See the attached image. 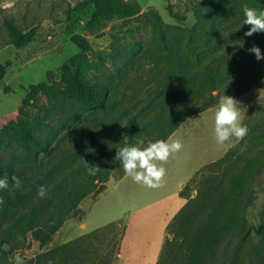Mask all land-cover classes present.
Masks as SVG:
<instances>
[{"label": "trees", "instance_id": "1", "mask_svg": "<svg viewBox=\"0 0 264 264\" xmlns=\"http://www.w3.org/2000/svg\"><path fill=\"white\" fill-rule=\"evenodd\" d=\"M243 5L262 9L264 0L197 1L192 8L195 22L189 28L165 27L156 12L150 13L152 48L132 43L124 53H118L121 68L107 80L89 79V43L78 33H68L77 52L59 66L60 85L40 83L30 87L31 92H42L51 106L59 104L56 123L47 125L44 119H28L18 113L0 126V175L8 176L9 182L7 189H0V264H15L8 253L23 247L28 234L40 246L45 245L78 212V204L87 194L104 190L114 165L122 164L118 155L122 147L165 139L188 117L215 106L220 95H240L264 81V58L256 60L248 51L255 44L264 54V32L244 35L250 25L243 23ZM85 9L89 11V29L116 17L141 13L137 2L125 0H85L80 10ZM6 30L10 44L16 48L28 45L34 36L32 30L21 31L10 21L6 22ZM146 58L151 62L149 70L155 87L145 107L127 117L130 99L119 98L118 80L121 73L140 66ZM8 65L0 64V79ZM148 110L153 114L145 122ZM90 114L92 132L89 123H81ZM243 124L248 128L246 135L204 167L210 174L203 177L195 196L181 206L167 226L168 233L175 225L185 232L188 224L196 223L192 236L184 240L187 245L181 264H205L221 233L249 226L245 212L251 197L243 191L246 180L264 166V149L252 157L246 154L253 142L264 138V115L252 123L246 119ZM88 132L90 137L84 140L83 150H76V139ZM91 141L92 156L87 153ZM12 175L20 178L19 187H12ZM41 183L46 190L38 195ZM186 188L184 185L179 191L180 196ZM252 229L264 239V220ZM119 239L120 233L110 254L103 258L104 264H114ZM172 240H165L167 247L161 260L167 261L175 245ZM80 243L67 242L25 261L99 264L102 258L98 251H88Z\"/></svg>", "mask_w": 264, "mask_h": 264}, {"label": "rangeland", "instance_id": "2", "mask_svg": "<svg viewBox=\"0 0 264 264\" xmlns=\"http://www.w3.org/2000/svg\"><path fill=\"white\" fill-rule=\"evenodd\" d=\"M84 1L0 0V64L9 63L0 79V126L18 113L28 119H44L47 125L56 123L59 104L51 106L42 92H31L30 87L40 83L55 87L60 85L59 66L77 52L69 41L70 31L80 34L89 43L86 54L91 64L89 79L107 80L115 77L121 68L118 53H124L132 43L140 42L142 48H152L154 32L150 13L156 12L165 27L189 28L195 22L193 5L197 1L208 0H125L137 2L141 13L130 18L116 17L92 29L86 27L88 9L80 10ZM7 21L21 31L32 30V41L21 48L10 44ZM143 62L129 72L121 73L118 80L119 98L130 99L127 117L145 107L155 87L149 70L151 62L148 58ZM230 96L240 102L241 123L246 119L252 123L264 115V81L240 95ZM132 100L134 104L131 105ZM214 113L215 106H212L188 117L173 131L167 142L171 144L179 139L182 147L170 153L166 161H156L163 164L165 173L155 187L133 180L123 173L122 164H115L104 182V190L87 194L79 202L78 212L67 219L45 245L40 246L28 234L25 245L9 251L8 258L14 262L13 256L18 253L29 261L44 250L79 240L80 247L88 251L97 250V255L102 258L99 264H104L103 258L110 254L115 245L113 241L120 233L114 264H181L187 245L184 240L192 236L196 223L188 224L185 232L177 225L171 228V233L167 232L168 224L182 206L180 198L185 203L194 197L200 189V181L210 174L204 167L217 161L239 142L229 132L225 140L217 143ZM152 114L153 111L148 110L144 121L149 120ZM86 122L92 132V114L81 123ZM261 126L264 130V124ZM90 132L76 139V150H83L84 140L90 137ZM144 146L146 143L138 147ZM261 149H264V138L253 142L246 155L252 157ZM87 153L92 156V141ZM84 159V155L81 156L80 160ZM131 171L142 172L143 169L137 167ZM181 183L184 184L180 190L184 185L187 188L180 196L178 188ZM243 194L251 197L245 212L249 226L245 230L221 233L211 253L205 257V264H264V239L255 235L252 229L264 220V166L259 173L246 180ZM83 223L88 234L79 228ZM172 237L175 245L169 251L167 261L161 260L167 247L164 242Z\"/></svg>", "mask_w": 264, "mask_h": 264}, {"label": "clouds", "instance_id": "3", "mask_svg": "<svg viewBox=\"0 0 264 264\" xmlns=\"http://www.w3.org/2000/svg\"><path fill=\"white\" fill-rule=\"evenodd\" d=\"M243 23L250 25L244 32L245 36H249L254 32H264V8L257 9L242 6ZM254 54L256 60L264 58L261 49L253 44L248 49ZM240 102L229 95H220L215 105L214 124L217 133L216 141L225 140L229 132L239 140L243 138L247 131V125L241 123V108L238 107ZM171 136V135H170ZM150 140L144 147L136 145L125 146L119 150L122 166L126 174L130 175L133 180L144 183L147 186L155 187L165 173L163 164H157L156 161H166L170 153L177 152L181 149L182 144L179 139L173 140L171 144L167 142L170 138ZM139 167L142 172L137 171L132 173V169ZM12 187H19L21 180L16 175L11 176ZM9 187L8 176L0 175V189ZM45 184L38 185L37 194L43 195L45 192ZM15 264H27L25 259L20 254L13 256Z\"/></svg>", "mask_w": 264, "mask_h": 264}, {"label": "crops", "instance_id": "4", "mask_svg": "<svg viewBox=\"0 0 264 264\" xmlns=\"http://www.w3.org/2000/svg\"><path fill=\"white\" fill-rule=\"evenodd\" d=\"M184 183H181L180 184V186H179V190H178V192L180 191V187H181V185H183ZM179 195V194H178ZM181 200H182V205L184 204V201H183V199L182 198H180ZM181 208V207H180ZM81 225H79V228L82 230V232H84V233H86V232H88V231H85V228H84V223H83V225H82V227H80ZM98 229V228H97ZM94 230H96V229H94ZM94 230H92V231H94ZM116 255H118V253L116 254ZM158 257H159V255H158ZM158 259V258H157ZM157 261V260H156ZM154 264H155V262H154Z\"/></svg>", "mask_w": 264, "mask_h": 264}]
</instances>
